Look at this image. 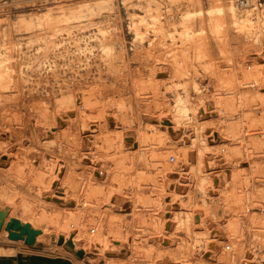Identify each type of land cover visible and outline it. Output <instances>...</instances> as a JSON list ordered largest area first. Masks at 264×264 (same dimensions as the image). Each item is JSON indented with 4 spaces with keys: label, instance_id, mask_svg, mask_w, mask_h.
I'll use <instances>...</instances> for the list:
<instances>
[{
    "label": "rangeland",
    "instance_id": "1",
    "mask_svg": "<svg viewBox=\"0 0 264 264\" xmlns=\"http://www.w3.org/2000/svg\"><path fill=\"white\" fill-rule=\"evenodd\" d=\"M159 71L167 76L158 78ZM68 92H85L98 112L119 117L103 130L109 136L95 130L83 146L80 129L47 143L48 126L54 130L53 119L65 113L55 100ZM160 116L174 122L178 140L149 127ZM209 127L222 135L213 147ZM0 132L9 135L0 155H10L0 165V207L7 210L0 244L13 243L6 225L19 219L48 230L40 247L76 259L70 239L58 240L66 230L80 233L89 252H104L84 255L85 264H243L248 254L264 264V0H0ZM115 134L139 135L137 146L124 148ZM85 158H96L94 173L103 168V178ZM63 162L64 180L56 176ZM54 183L74 207L47 199ZM124 201L130 212H122ZM193 213L202 214V225L192 224ZM67 214L74 217L66 222ZM98 235L109 250L121 241L125 257L106 255L105 243L95 245Z\"/></svg>",
    "mask_w": 264,
    "mask_h": 264
},
{
    "label": "bare ground",
    "instance_id": "2",
    "mask_svg": "<svg viewBox=\"0 0 264 264\" xmlns=\"http://www.w3.org/2000/svg\"><path fill=\"white\" fill-rule=\"evenodd\" d=\"M74 14V13H73ZM50 18V17H49ZM49 20H52V19H48V21ZM44 23V22H43ZM56 23V22H55ZM58 23V22H57ZM48 26V25H47ZM175 33V32H174ZM201 36V35H200ZM9 38V37H8ZM171 40V39H170ZM158 42V41H157ZM176 42V41H175ZM162 43V42H161ZM220 44V43H219ZM223 44V43H222ZM225 44V43H224ZM163 45V44H162ZM197 47V46H196ZM199 49V48H198ZM175 59V58H174ZM171 68V67H170ZM134 71V70H133ZM156 71V70H155ZM152 73V72H151ZM158 73V72H157ZM159 73H160V71H159ZM177 75V74H176ZM167 76V73H160L159 74V77L158 78H160V79H163L162 77H166ZM171 77H173V76H171ZM174 79V78H173ZM158 80V79H157ZM77 82V81H76ZM63 83V82H62ZM215 83V82H214ZM126 85V84H125ZM19 87V86H18ZM90 87V86H89ZM133 87V86H132ZM68 89V88H67ZM78 89V88H77ZM80 89V88H79ZM88 89V88H87ZM81 90V89H80ZM79 90V91H80ZM91 90V89H90ZM104 90V89H103ZM117 90V89H116ZM132 90V89H131ZM48 91V90H47ZM55 91V90H54ZM59 91V90H58ZM69 91V90H68ZM75 91V90H74ZM77 91V90H76ZM84 91V90H83ZM44 93H46V92H44ZM157 93V92H156ZM89 94V93H88ZM97 95V94H96ZM53 96V95H52ZM85 96H87V94H85V92H83V93H80V96H76L75 94H72V93H70V92H68V93H66V94H64L62 97H60V98H58V99H56L55 100V103H54V108H56L57 110H65V113L63 114V115H58L59 114V112H58V117H56L57 119H56V121L53 119V122L50 124V126H51V128L52 129H54V130H50V127L48 126V130L46 131V130H44V131H46V132H48L49 134H47L48 135V144H54L55 143V140L56 139H58V140H60V141H67L71 136L72 137H74L75 138V133H74V131H78V130H80L81 129V131H82V133H84L85 134V136L84 137H82L81 136V142H82V144H83V146L84 145H87L88 144V141H89V139H92L94 136H92L91 135V132H93V131H95V130H97L98 131V129H100V132L101 133H103L104 131V129H114L115 127H116V122H117V120H118V116H116V115H113V114H105V113H100V112H98L93 106V104L91 103V100L90 99H88V97H85ZM33 97V96H32ZM90 97V96H89ZM114 97V96H113ZM134 97V96H133ZM152 98V97H151ZM155 98V97H154ZM33 99V98H32ZM93 99V98H92ZM147 99V98H146ZM40 100V99H39ZM38 100V101H39ZM97 100V99H96ZM138 100V99H137ZM31 101V100H30ZM41 101V100H40ZM101 101V100H100ZM120 101V100H119ZM135 101V100H134ZM42 102V101H41ZM33 103V102H32ZM38 103V102H37ZM105 103V102H104ZM118 103V102H117ZM43 104V103H42ZM96 104V103H95ZM166 104V103H165ZM77 105L79 106V108L77 107ZM124 105V104H123ZM145 105V104H144ZM219 105V104H218ZM28 106V105H27ZM204 106V105H203ZM26 107V106H25ZM51 107V106H50ZM49 107V108H50ZM93 107V108H92ZM109 107V106H108ZM121 107V106H120ZM135 107V106H134ZM208 107V106H207ZM206 107V108H207ZM35 108V107H34ZM48 108V109H49ZM106 108V107H105ZM127 108V107H126ZM210 108V110H211V107H209ZM37 109V108H36ZM46 109H47V107H46ZM52 109V108H51ZM204 109V108H203ZM206 110V109H205ZM36 111V110H35ZM38 111H39V109H38ZM45 111V110H44ZM53 111V110H52ZM56 111V110H55ZM119 111V110H118ZM158 111V110H157ZM257 111V110H256ZM40 112V111H39ZM46 112V111H45ZM48 112V111H47ZM46 112V113H47ZM175 112V111H174ZM186 112V111H185ZM46 113H41L42 114V117L44 118V117H46L47 116V114ZM61 113V112H60ZM151 113V112H150ZM197 113V112H196ZM202 113V116L204 117V119H209L210 117H212V113L211 112H204V111H202L201 112ZM16 114V113H15ZM38 114V113H37ZM175 114V113H174ZM180 114V113H179ZM28 115V114H27ZM33 115H36V114H33ZM51 115V114H50ZM156 115V114H155ZM161 115V114H160ZM13 116V115H12ZM30 116H31V114H30ZM164 116V115H163ZM26 117V116H25ZM29 117V116H28ZM41 117V116H40ZM51 117H53L52 115H51ZM128 117V116H127ZM138 117V116H137ZM27 118V117H26ZM155 118V117H154ZM157 118V117H156ZM28 119V118H27ZM42 120V119H41ZM47 120V119H46ZM122 120L125 122V119L124 118H122ZM216 120V119H215ZM137 121V120H136ZM20 122V121H19ZM24 122V121H23ZM25 122H27V121H25ZM38 122V121H37ZM42 122V121H41ZM90 122V124H88ZM149 122H151V125L152 126H149V127H155V128H160V127H162V130H163V133L165 134V135H168L171 139H173V140H175V139H177L178 140V137H179V131H178V129L176 128V126H175V124H174V122L171 120V119H168V116L165 118V117H159V118H157V119H151V120H149ZM34 123V122H33ZM36 124V123H35ZM131 124V123H130ZM8 125V124H7ZM26 125V124H25ZM39 125V124H38ZM42 125V124H41ZM10 126V125H9ZM12 126V125H11ZM24 127V125H22L21 124V126L20 127ZM29 126V125H28ZM37 126V125H36ZM179 126V125H178ZM177 126V127H178ZM201 126V125H200ZM16 127V126H15ZM32 127V126H31ZM44 127H46V126H43V128ZM30 128V127H29ZM143 128V127H142ZM148 128V127H147ZM150 128V129H151ZM6 129V128H5ZM110 129H109V132H110ZM136 129V128H135ZM8 130V129H7ZM21 130V129H20ZM26 130V129H25ZM39 130V129H38ZM133 130V129H132ZM146 130V129H145ZM144 130V131H145ZM152 130V129H151ZM150 130V131H151ZM41 130H39V132H40ZM60 131V132H59ZM113 131V130H112ZM147 131V130H146ZM148 131H149V129H148ZM149 131V133H151ZM155 130L153 129V131L152 132H154ZM156 131H157V129H156ZM7 132V131H6ZM38 132V131H37ZM108 132V133H109ZM131 132V131H130ZM142 132V131H141ZM140 132V133H141ZM1 133V132H0ZM4 133V132H3ZM99 133V132H98ZM121 133V132H120ZM123 133V132H122ZM133 133V132H132ZM144 133V132H143ZM158 133V132H157ZM160 133V132H159ZM9 134H11L10 132H9ZM21 134V133H20ZM104 134V133H103ZM124 134V133H123ZM125 134H126V132H125ZM137 134V133H136ZM180 134H181V132H180ZM33 135H34V133H33ZM32 135V136H33ZM38 135V134H37ZM39 135H40V133H39ZM77 135V134H76ZM141 135V134H140ZM145 135V134H144ZM149 135V134H148ZM148 135H146V136H148ZM205 135H206V137H207V142H208V144L210 145V146H214L215 144H217V143H219V142H221V140H222V135H220L217 131H214L211 127H209V128H206V130H205ZM8 134H6V133H4V134H2L1 136H0V140H2V139H7L8 138ZM107 136H109V135H107ZM107 136H105V134H104V137H107ZM112 136V135H111ZM113 136H117V138L119 139L120 137H121V142H124L125 143V145L123 144V147L125 148V146H128L129 148H131V146H137V140H136V138H138L139 137V135H138V137H134L133 135H128V136H122V134H115V135H113ZM137 136V135H136ZM145 136V137H146ZM160 136V135H159ZM97 137V136H96ZM95 137V138H96ZM104 137H102V136H98V139H101V138H104ZM143 137V136H142ZM149 137V136H148ZM151 137H152V135H151ZM155 137V136H154ZM157 137V136H156ZM155 137V138H156ZM165 137V136H164ZM33 138V137H32ZM117 138H116V140H117ZM167 138V137H166ZM9 139V138H8ZM11 139V138H10ZM39 139V138H38ZM37 139V140H38ZM80 139V138H79ZM97 139V140H98ZM112 139V137L109 139V140H111ZM143 139V138H142ZM145 139V138H144ZM153 139V138H152ZM160 139V138H159ZM93 140H94V138H93ZM120 140V139H119ZM118 140V141H119ZM139 140V139H138ZM141 140V139H140ZM148 140V139H147ZM45 141V140H44ZM43 141V142H44ZM78 141V140H77ZM80 141V140H79ZM108 140H106V142H107ZM143 141V140H142ZM141 141V142H142ZM155 141V140H154ZM159 141V140H158ZM176 141V140H175ZM32 142V141H31ZM37 142V141H36ZM39 142V141H38ZM63 142V143H64ZM91 142V141H90ZM98 142V141H97ZM100 142H102V141H100ZM106 142H105V145H107L106 144ZM140 142V141H139ZM144 142H146V139L144 140ZM165 142V141H164ZM173 142V141H172ZM62 143V144H63ZM71 143H73V142H71ZM119 143V142H118ZM15 144V143H14ZM39 144V143H38ZM46 144V143H45ZM80 144V143H79ZM94 144V143H93ZM97 144V143H96ZM102 144V143H101ZM111 144H112V142H111ZM116 144V143H115ZM120 144V143H119ZM118 144V146H120ZM142 144H143V142H142ZM151 144V143H150ZM203 144V143H202ZM36 145V144H35ZM43 145V144H42ZM42 145H41V147H42ZM68 145V144H67ZM75 145V144H74ZM109 145H110V143H109ZM158 145V144H157ZM71 146V145H70ZM93 146H95V145H93ZM111 146V145H110ZM122 146V145H121ZM139 146H141V145H139ZM144 146H145V144H144ZM225 146V145H224ZM79 147H80V145H79ZM78 147V148H79ZM88 147H89V145H88ZM105 147H107V146H105ZM104 147V148H105ZM113 147V146H112ZM112 147H110V148H112ZM60 148H62V147H60ZM83 148V147H82ZM116 149V148H115ZM143 149H144V147H143ZM230 149V148H229ZM232 149V148H231ZM240 149V148H239ZM86 150V149H85ZM108 150V149H107ZM106 150V151H107ZM225 150V149H224ZM99 151V150H98ZM105 151V150H104ZM133 151V150H132ZM136 151V150H135ZM11 152V151H10ZM240 152V151H239ZM118 153H119V151H118ZM120 153H121V151H120ZM134 153H136V152H134ZM150 153V152H149ZM153 153V152H152ZM234 153V152H233ZM236 153V152H235ZM27 154V153H26ZM82 154V153H81ZM99 154V153H98ZM124 154V153H123ZM137 154H138V151H137ZM16 155V154H15ZM127 155V154H126ZM142 155V154H141ZM12 156H14V155H12ZM32 156V155H31ZM30 156V157H31ZM92 156H93V154H92ZM234 156V155H233ZM7 157H8V154H2L1 153V155H0V165L1 166H5L6 165V162H8V160H7ZM9 157H10V155H9ZM9 157H8V159H9ZM204 158V157H203ZM17 159V158H16ZM33 159V158H32ZM64 159V158H63ZM83 159V158H82ZM94 159H96V158H94ZM94 159H90V158H88V159H86L85 158V162L87 163L86 165H88V167L87 168H89V169H91V173L94 175L95 174V176L97 177V179H100V178H103L104 177V175L106 174V170L104 171V170H102V169H97V171H96V173H94V165L96 164V161L94 160ZM98 159V158H97ZM110 159V158H109ZM243 159V158H242ZM21 160V159H20ZM62 160V159H61ZM119 160V159H118ZM214 160V159H213ZM60 161V160H59ZM11 162V161H10ZM9 162V163H10ZM16 162V161H15ZM83 162V161H82ZM245 162V161H244ZM41 163V162H40ZM66 163V162H65ZM64 162L60 165V166H58V169H57V172H56V176L57 177H59L60 179H62L63 178V180L65 179L64 177V167H66V165H64L65 164ZM129 163V162H128ZM206 163V162H205ZM16 164V163H15ZM58 163L56 162V164L55 165H57ZM67 164V163H66ZM131 164V163H130ZM159 164H161V163H159ZM124 165H125V163H124ZM7 166H8V164H7ZM210 166V165H209ZM56 168V167H55ZM44 169V168H43ZM71 169V168H70ZM153 169V168H152ZM169 169V168H168ZM37 170V169H36ZM108 170V169H107ZM127 170V169H126ZM47 171V170H46ZM69 171V170H68ZM150 172V171H149ZM175 172V171H174ZM3 173V172H2ZM39 173V172H38ZM71 173V172H70ZM155 173V172H154ZM13 174V173H12ZM111 174V173H110ZM163 174V173H162ZM231 174V173H230ZM48 175V174H47ZM113 175H114V173H113ZM46 177V176H45ZM54 178V179H52V180H50V184L52 185V182L53 181H58V178ZM68 177H69V180L71 179V175L69 176L68 175ZM73 177V176H72ZM82 177H83V175H82ZM170 177H175V173H172V174H170ZM42 178V177H41ZM106 178V177H105ZM132 178V177H131ZM218 178L219 177H217V182L215 181V183L216 184H218L219 183V180H218ZM33 179V178H32ZM107 179H108V177H107ZM111 179V178H110ZM220 179V178H219ZM88 180V179H87ZM116 180V179H115ZM83 181V180H82ZM108 181V180H107ZM183 181H185V180H181V182H183ZM28 182V181H27ZM61 182V181H60ZM67 182V181H66ZM89 182V181H88ZM98 182H99V180H98ZM63 183H64V181H63ZM69 183H71V182H69ZM128 183V182H127ZM90 184V183H89ZM98 184V183H97ZM96 184V185H97ZM184 184H185V182H184ZM99 185V184H98ZM122 185V184H121ZM133 185V184H132ZM188 185V184H187ZM73 186V185H72ZM83 186V185H82ZM110 187V186H109ZM178 187V186H177ZM20 188V187H19ZM105 188V187H104ZM173 188H174V186H173ZM43 189V188H42ZM48 189H49V187H48ZM119 189V188H118ZM176 190V192H180L179 191V189H180V187H179V189L178 188H175ZM33 190V189H32ZM116 190V189H115ZM65 191H67V190H65ZM161 191V190H160ZM212 191V190H211ZM68 192V191H67ZM96 192V191H95ZM127 192V191H126ZM125 192V193H126ZM173 192V191H172ZM35 193V192H34ZM50 195H48L47 197V199L48 200H50V202L51 201H54L56 204H58L59 205V207H61V206H68V207H70V208H72V207H74L75 205H76V203H75V201L73 200V199H70L69 197H67L66 196V194L65 193H60V192H58L57 191V183H54L53 184V190L52 191H50ZM72 193V192H71ZM121 193V192H120ZM91 194V193H90ZM116 194V193H115ZM16 195V194H15ZM75 195V194H74ZM73 195V196H74ZM118 195H120V194H118ZM73 196H71V197H73ZM98 196V195H97ZM139 196V195H138ZM125 197V196H124ZM219 197V196H218ZM35 198V197H34ZM43 198V197H42ZM84 198V197H83ZM103 198V197H102ZM75 199V198H74ZM104 199V198H103ZM111 199V198H110ZM174 199V198H173ZM179 199V198H178ZM113 202L112 203H110L111 204V206L113 205L114 207H116L115 205H114V203H115V201H116V198H113V200H112ZM137 201V200H136ZM77 202V201H76ZM111 202V201H110ZM120 203V202H119ZM49 204V203H48ZM96 204V203H95ZM139 204V203H138ZM172 205H173V207H175V206H177V204L173 201L172 203H171ZM88 205V204H87ZM195 205V204H194ZM35 206V205H34ZM93 207V206H92ZM119 207V206H118ZM121 208H122V212H124V213H127V212H130L131 211V206H130V202H126V201H124L122 204H121ZM120 208V209H121ZM180 208V207H179ZM45 209V208H44ZM56 209V208H55ZM68 209V208H67ZM168 211V210H167ZM72 213V212H71ZM90 214V213H89ZM167 215H169V214H167ZM74 217V216H73ZM73 217L71 216V214L69 215V214H67V217H66V222H67V220L68 219H73ZM113 217V216H112ZM168 217H170V215L168 216ZM6 218H7V210L6 209H3V208H1L0 207V222L1 221H3L4 222V226H5V221H6ZM56 218V217H55ZM186 218V217H185ZM201 218V217H200ZM31 219V218H30ZM49 219V218H48ZM64 219V218H63ZM59 221V220H58ZM90 221V220H89ZM170 222H168V224L165 226V228L167 229V230H170L171 229V226H172V223H173V221H172V219L170 218V220H169ZM63 223H66V222H64V221H62ZM76 222V221H75ZM21 223H22V225H24V224H26L27 222L26 221H21ZM28 223H30L31 224V221H29ZM116 223V222H115ZM166 223V222H165ZM33 224V223H32ZM67 224V223H66ZM82 224V223H81ZM80 224V225H81ZM90 224V223H89ZM259 224H261V223H259ZM46 225H48V224H46ZM56 225V224H55ZM78 225V224H77ZM200 225H202V220H201V223H200ZM34 226H35V224H34ZM38 226V225H37ZM67 226V225H66ZM69 226V225H68ZM68 226H67V228L66 229H68ZM36 227V226H35ZM37 228V227H36ZM45 228V227H44ZM44 228H42L40 231H41V233L37 236V240L38 239H41V238H44V235H45V233H46V231H48L46 228V231L44 230ZM78 228V227H77ZM83 228V227H82ZM81 228V229H82ZM80 229V230H81ZM202 229V228H201ZM208 229V228H207ZM220 229V228H219ZM70 230V229H69ZM96 230V229H95ZM95 230H94V232H95ZM217 230V229H216ZM53 231V230H52ZM73 231L74 230H72V232L71 231H65V234H60L61 235V237H63L64 238V240L65 241H68L69 239L70 240H72V242H73V244H74V248H75V251H83L84 252V254L85 255H88L90 258H92V259H98V258H100V255L101 254H104V252L103 251H101L100 252V249H98L97 247H92V248H90V249H93L94 251L93 252H89L90 250L85 246V244H84V239L83 238H81V235H80V233H78V234H76V233H73ZM106 231V230H105ZM212 231V230H211ZM210 231V232H211ZM218 231V230H217ZM7 231H5V233H6ZM62 232V231H61ZM60 232V233H61ZM75 232V231H74ZM8 233V232H7ZM49 233V232H48ZM57 233V232H56ZM82 233V232H81ZM220 233H221V231H220ZM52 234V233H51ZM215 235H217V237L218 236H221L222 237V235H219L218 233H214ZM91 235V234H90ZM59 236V235H58ZM60 238V237H59ZM223 238V237H222ZM87 239V238H86ZM97 240H98V242H97V244H95V245H98V246H100L101 245V243L103 244V243H105L104 242V240H102L101 239V236L100 235H98V238H96ZM216 239V238H215ZM57 240V239H56ZM219 240V239H218ZM216 241V240H215ZM89 242V241H88ZM114 242H116V247L119 249L118 251H114V250H109V249H107V243H105V245H104V247H105V249H106V255H108L109 257L110 256H118V257H120V258H122V257H125V252H127L128 251V247H124L123 245H122V242L120 241H118V240H114ZM131 242V241H130ZM156 242H158V241H156ZM218 242H220V241H218ZM218 242L216 243V245L218 244ZM263 242V241H262ZM90 243V242H89ZM127 243H128V241H127ZM133 243V242H132ZM159 243V242H158ZM66 244V243H65ZM88 244V243H87ZM91 245H92V242L90 243ZM114 245V246H115ZM130 245V244H129ZM240 245V244H239ZM90 246V245H89ZM94 246V245H93ZM169 246V245H168ZM210 246L213 248L214 247V244L213 243H211L210 244ZM130 248V247H129ZM104 249V250H105ZM216 249V248H215ZM103 250V249H102ZM169 250V249H168ZM212 250V249H211ZM5 251V250H4ZM96 251V252H95ZM130 251V250H129ZM211 252H213V250L212 251H210L209 253H207V254H205V257L206 258H209L211 255H210V253ZM251 254V253H250ZM249 255V254H248ZM247 255V257L249 258V256ZM102 258V257H101ZM123 261V260H122ZM168 262H169V260H168ZM255 263V261L254 260H248V264H254ZM169 264H172V263H170L169 262Z\"/></svg>",
    "mask_w": 264,
    "mask_h": 264
},
{
    "label": "crops",
    "instance_id": "3",
    "mask_svg": "<svg viewBox=\"0 0 264 264\" xmlns=\"http://www.w3.org/2000/svg\"><path fill=\"white\" fill-rule=\"evenodd\" d=\"M196 215L198 214H192L191 222L193 225L199 226L202 214L198 215L201 217L198 223L195 222ZM174 227L175 224H173ZM169 240L172 242L171 239ZM84 262V259H76L69 252H62L54 247H40L37 243L34 246H30L25 241L19 240L10 244H0V264H85Z\"/></svg>",
    "mask_w": 264,
    "mask_h": 264
},
{
    "label": "water",
    "instance_id": "4",
    "mask_svg": "<svg viewBox=\"0 0 264 264\" xmlns=\"http://www.w3.org/2000/svg\"><path fill=\"white\" fill-rule=\"evenodd\" d=\"M217 182V179L215 180ZM199 216H195V222H199ZM4 227V222H0V233ZM6 231L8 232V238L13 241H19L23 240L25 241L28 245L34 246L37 241V236L41 233V231H37L31 227L30 224L26 223L22 225L21 221L19 219H11L7 225H6ZM164 245H169L170 241L168 239L162 240ZM64 244V238L60 237L58 240V245H63ZM69 246L71 249H74V244L72 240H69L66 244ZM76 255L80 258L84 256L83 251H77L75 252Z\"/></svg>",
    "mask_w": 264,
    "mask_h": 264
},
{
    "label": "built area",
    "instance_id": "5",
    "mask_svg": "<svg viewBox=\"0 0 264 264\" xmlns=\"http://www.w3.org/2000/svg\"><path fill=\"white\" fill-rule=\"evenodd\" d=\"M175 161V158L174 157H171L170 158V162H174ZM262 215L264 216V210H262ZM92 231H94V230H92ZM219 234V233H218ZM219 238V240L220 241H223L224 239L221 237V236H218L217 237V235H216V239H218ZM226 250H231V246L230 245H227L226 246ZM85 255V254H84ZM249 256V258L247 257L245 260H244V263L243 264H248V260H254V256L252 255V256H250V255H248Z\"/></svg>",
    "mask_w": 264,
    "mask_h": 264
}]
</instances>
